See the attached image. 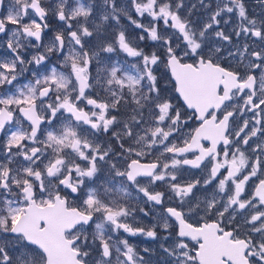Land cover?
Returning <instances> with one entry per match:
<instances>
[{
  "label": "snow or ice",
  "instance_id": "obj_1",
  "mask_svg": "<svg viewBox=\"0 0 264 264\" xmlns=\"http://www.w3.org/2000/svg\"><path fill=\"white\" fill-rule=\"evenodd\" d=\"M6 6L0 264H264V13Z\"/></svg>",
  "mask_w": 264,
  "mask_h": 264
},
{
  "label": "flooded vegetation",
  "instance_id": "obj_2",
  "mask_svg": "<svg viewBox=\"0 0 264 264\" xmlns=\"http://www.w3.org/2000/svg\"><path fill=\"white\" fill-rule=\"evenodd\" d=\"M250 3V1H247ZM7 10V6L3 9H0V11H6ZM248 10L250 11V9L248 8ZM139 218L141 220H143L144 223H154V221L151 218H144L143 215L141 214L139 216ZM130 242L133 243L134 245H136L138 248L143 249L144 247H150V248H155L158 250V245L160 243L159 240L157 241H152L150 238H146L143 236H137V237H130Z\"/></svg>",
  "mask_w": 264,
  "mask_h": 264
},
{
  "label": "rangeland",
  "instance_id": "obj_3",
  "mask_svg": "<svg viewBox=\"0 0 264 264\" xmlns=\"http://www.w3.org/2000/svg\"><path fill=\"white\" fill-rule=\"evenodd\" d=\"M247 1H250V3ZM193 2H195V0H193ZM245 3L246 7L250 9V11L248 10L250 14L260 15L264 13V5H262L259 0H245ZM124 23L127 24V21Z\"/></svg>",
  "mask_w": 264,
  "mask_h": 264
}]
</instances>
